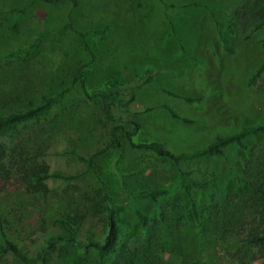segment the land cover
I'll return each instance as SVG.
<instances>
[{"label": "rangeland", "instance_id": "1", "mask_svg": "<svg viewBox=\"0 0 264 264\" xmlns=\"http://www.w3.org/2000/svg\"><path fill=\"white\" fill-rule=\"evenodd\" d=\"M262 16L264 0H0V115L62 93L21 133H37L28 142L36 161L69 177L46 179V196L22 193L20 179L2 190L0 179L18 246L35 257L61 230L55 220L74 215L82 217L80 242L104 240L107 214L97 205L106 193L124 207L115 249L100 258L63 241L44 252L49 264H264L261 249L246 242L264 220L251 214L244 187L248 164L264 159V133L247 138L246 148L230 145L222 155L179 164L133 148L125 134L138 121L137 141L188 151L264 123V71L253 78L264 63V25L250 34ZM78 69L89 88L107 78L133 81L146 69L154 74L134 101L112 107V120L103 99L85 96ZM115 125L121 147L101 151ZM0 142L10 145L8 136ZM180 169L214 178L189 194L179 185ZM147 188L166 193L156 200L137 195ZM0 264L23 263L5 253Z\"/></svg>", "mask_w": 264, "mask_h": 264}, {"label": "trees", "instance_id": "2", "mask_svg": "<svg viewBox=\"0 0 264 264\" xmlns=\"http://www.w3.org/2000/svg\"><path fill=\"white\" fill-rule=\"evenodd\" d=\"M255 5H253L254 8H258V6ZM263 25L264 16L256 22L255 26L250 31V34L261 28ZM250 34L248 35L250 36ZM222 41L226 50L232 49L229 38L222 37ZM262 42L264 43V38ZM263 71L264 63L257 69L253 78H257ZM77 74L75 81L78 79L81 80V86L85 96L88 99H103L105 101V114L109 119L113 120L111 112L112 107H123L134 101L135 91L151 80L154 71L146 69L139 78L133 81L107 78L102 85L93 88L87 86L82 69H78ZM125 84L131 85V88H122ZM61 95L62 93L52 92L49 95L43 96L42 101L38 105L0 115V136H8L9 144L11 145L0 142V179L4 181V188L2 190L5 189V185L9 180L20 179L22 193H25L28 196H34V194L37 196H46L49 191L45 183L46 179L49 177L69 178L59 173H51L48 164L36 161L37 153H33V149L32 147H29L28 142H35V137H38L37 133L36 136L29 133H21L23 132L21 131L22 127H26L28 122L38 119L47 113ZM168 109L172 117L179 118L183 121H190L186 118L180 117L172 108ZM133 125L134 128L132 130L125 131L126 137L133 148L151 151L175 164L210 155H222L224 153V148L230 145H239L246 148L247 138L257 137L264 133V123H259L244 126L237 132L226 135H217L208 143L197 146L188 151H173L160 141H137L135 137L139 130L140 123L134 121ZM19 134H25L27 136ZM16 138L19 139L15 142ZM120 147L121 142L117 126L115 125L111 128L110 143L101 151L109 148L117 149ZM92 164L93 156L88 160V167L91 168ZM191 173L192 171L183 169L179 170V185L189 194L192 193L191 190L193 187H205L210 184L214 178L213 175L207 174L206 178L197 179L192 177ZM245 174L248 177V180H246L244 184V187L248 190L246 201L249 200L251 202V206H249L251 214H255V219L257 216H261L260 218L264 220V159L257 161L252 160L246 167ZM165 193L166 190L162 188H147L141 190L137 195L143 198L156 200L160 195ZM97 206L100 211H106L107 214L108 226L104 240H90L87 243L80 242L78 240V235L80 219L82 217L79 215L61 217L57 218L54 222V225L59 226L61 230L58 233L50 235L44 248H42L35 257H30L21 247L18 246L14 239H12L8 230V225L10 223L8 210L3 207V203L0 200V233L2 236V240H0V254L11 253L23 264H49L44 252L52 250L60 242L66 241L78 245L83 251L94 249L97 251L100 258H105L115 249L118 241L119 215L124 210V207L106 193L103 194L102 201ZM246 207L248 208V206H245V208ZM193 208H195L194 210L196 212L195 204H193ZM260 209H262V211H260ZM247 212L248 210H246L245 213ZM138 215L142 223H146L148 217L142 213H139ZM246 242L251 246H256L258 249H261L264 254V228L250 232L246 237ZM184 264L201 263L198 261H191Z\"/></svg>", "mask_w": 264, "mask_h": 264}]
</instances>
